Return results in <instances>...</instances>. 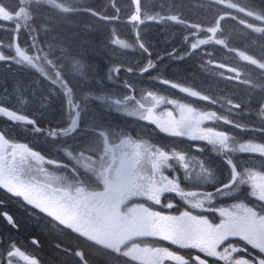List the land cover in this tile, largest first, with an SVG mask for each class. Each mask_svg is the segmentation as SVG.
Instances as JSON below:
<instances>
[{
  "label": "rangeland",
  "instance_id": "rangeland-1",
  "mask_svg": "<svg viewBox=\"0 0 264 264\" xmlns=\"http://www.w3.org/2000/svg\"><path fill=\"white\" fill-rule=\"evenodd\" d=\"M66 1L30 0L24 3L18 0L13 7L25 4L56 11L66 8ZM120 1L116 4L117 11L133 17L129 21L130 27L144 29L147 44L153 48L157 45L153 37L161 36L179 24L186 33L180 43L187 45L190 54L207 46L224 51L223 43L228 35L226 27L231 26L224 15L225 7L243 8L246 17L239 24L243 30L255 28L260 31L258 27H264L263 15L245 8L237 0H224V3L216 0L218 4L209 0H130L132 6L128 0ZM190 2H196L199 7L194 9ZM7 7L0 1V22L12 21L8 25L0 23V39L4 37L14 43L22 39L25 48L21 45L20 53L23 57L30 54V67H22L30 71L31 85L16 106L24 110L31 104L32 115H23L22 111L10 107L11 104L7 110L21 117L0 112V188L20 197L33 212L44 215L48 224L61 232L66 230L76 232L78 237L85 235L96 241L102 240L114 250L125 252V257H120L124 264H176L177 258L191 253L216 257L219 260L215 264H264V257L255 251L264 243L231 241L221 245L220 254L216 256L208 249L216 250L218 245L211 243L209 236L202 235L213 228L212 221L217 224L220 220V229L225 232L234 227L237 219L249 220L253 213L261 216L259 208L263 206L264 194L254 187V183L263 180L264 176L262 179L255 170L256 180L253 181L248 169L259 168L264 163V112L255 110V117L248 122L244 120L248 126L238 123V113L251 111V103L245 100L242 90L229 91L227 94L231 93L235 100L224 108L195 102L198 99L194 96L186 97L181 92H188V88L196 94L206 95L210 92L198 91V87L211 90L212 85L203 88L201 79L192 81L191 75L182 77L173 72L169 77L160 78L156 68H150L148 62L144 64L148 57L155 59V56L141 39L133 38L129 42L118 38V33L128 28L126 21L117 20L110 26L109 15L83 14L63 19L57 13L37 16L24 11L18 16L10 12L12 18L5 10ZM180 16L190 21H179ZM77 18L79 22L83 19L84 23L86 20L91 24L86 22L82 27L74 21ZM19 20L23 21L22 25L26 20L30 32L39 34L29 41L30 44L22 38L24 27L16 26ZM166 20H169L168 24L162 26ZM11 28L18 39L10 36ZM4 44L2 52H14V48H8L12 45ZM34 44L43 47L42 55L32 51ZM168 44L174 53H178L174 45ZM17 49L16 54L19 53ZM107 55L112 56L111 61ZM95 58H100V65ZM115 58L129 64L115 65L116 61H112ZM237 58L239 64L249 62L240 56ZM47 59L54 64L55 70ZM134 59L140 63L135 64V69H139L136 73L131 72L134 68L130 66ZM102 63L108 66L100 70ZM151 69L157 74L144 73ZM245 76V84H248L250 78ZM3 81L0 78L2 84ZM19 87L12 85L4 95L16 93ZM244 90L247 92L249 88L244 87ZM20 92H23L21 87ZM259 92L261 98L256 89L250 88L249 96L253 93L263 99L261 106L264 92ZM207 96V101L212 102L213 97ZM238 104H244L245 108H236ZM215 107L219 109V115L214 111ZM74 112L78 118L72 130L55 140L43 136L45 146L40 145V149L51 151L52 148L54 153L45 152L46 158L56 159L46 161L31 146L34 145L31 128L26 127V123H32L33 119L38 123L37 120L52 113L59 117L57 129L60 130L70 126ZM86 122L97 127L92 125L91 128ZM149 124L155 127L156 141L166 139L161 133L173 142L170 149H164L167 146L162 147L163 143L156 144L142 137L145 132H150ZM128 130H134L138 135L133 137ZM195 147L203 149L204 154ZM232 172L234 179L238 172L240 184L237 181L229 189H219L222 181L232 177ZM259 193L261 197H258ZM19 219L20 222L26 220L24 216ZM241 223L239 221L238 225ZM146 236L150 238L142 240ZM77 243L76 256L67 255L64 264H91L85 250L88 246L81 241ZM237 246L240 249L234 250ZM39 250L40 247L21 238L9 253L0 256V264H52L53 261L46 259ZM94 262L104 264L96 259ZM106 264L117 263L111 256Z\"/></svg>",
  "mask_w": 264,
  "mask_h": 264
},
{
  "label": "trees",
  "instance_id": "trees-1",
  "mask_svg": "<svg viewBox=\"0 0 264 264\" xmlns=\"http://www.w3.org/2000/svg\"><path fill=\"white\" fill-rule=\"evenodd\" d=\"M89 1V0H88ZM130 1V0H128ZM215 2L216 4H218V2L216 0H209L208 2ZM223 3L225 2L224 0H222ZM237 3L241 4L242 6H245V8H249L252 10H255L256 13H258L260 15V13L263 15L262 17H264V0H237ZM191 5L193 6L194 9H197V5L196 2H190ZM120 4V3H118ZM204 5V4H203ZM209 5V3L207 4ZM240 5V6H241ZM117 5H115L112 8L109 9H104L101 10L100 12H98L97 14H103V15H109L108 20L109 23L108 25L113 26L114 23L117 20H123L125 22V24H127L128 28L127 29H123V33L129 34V32H131V34H129L130 36H132L134 39H141V41L144 43V46L148 49V51L153 53V56H155V59L148 57L145 61L144 64L146 65V63H150L151 67L150 68H156L155 71L159 72L158 74H160V78H165V77H169L171 75H173L174 73L183 76L186 75H191L193 78L189 77L192 81H195V78L201 79L202 81V87H207V84L212 85L211 90H208L207 88L205 89H200L198 87V91H204V92H210V93H206L205 94H200L198 91V94L194 93L195 90H191L190 88H188V92L182 91L181 93L183 95H185L186 97L190 98V97H195L196 100L195 102H203V103H212L213 105L216 104L218 106V108L220 107H226L228 104H233L234 102V97L231 96L232 91H238V90H242L243 91V95L245 97V100H247V102L250 101V113L244 114L242 113H238L239 115V119H238V123H242L247 125L244 120L246 122H248L250 120L251 117H255L254 116V112L255 110L257 111H261L260 110V103L261 101L263 102V99H259L256 95H254L253 93L250 94L249 96V92H250V88L253 89L255 91V89L258 91V96L261 98L262 96L260 95L261 92L259 91H263L264 92V68L262 66H264V64H262L261 62L264 61V58L262 57V55H264V27L259 26L258 28L260 29L257 30L255 28H247L246 30H243V28L239 25L241 22V20H245V12L243 10L242 7L236 9H232L229 7H225V11H224V15H226V21L231 24L230 27H226L227 29V33L228 35L225 36L226 40L225 43H223L224 47V51H220L219 48L217 47H204L202 48V50H198L197 52H194L193 54H190L188 51V48L186 44L184 43H180L181 40L183 41L182 38L185 37L186 33L184 32V27L180 26L179 24H176V28L173 29H169V31H164L162 33V35L158 36V37H153L155 38V40L157 41V45L156 47H152L150 45L147 44V36L144 34V29H139L137 27H135L134 29H132L129 25V21L131 20V18L129 15L127 14H121L117 11ZM206 10L208 8H205ZM128 10H131V8L128 7ZM192 11V10H191ZM206 13V11H205ZM204 13V14H205ZM209 13V12H208ZM193 14V11H192ZM206 15V14H205ZM98 16V15H95ZM184 19L186 22H189L190 20H188L189 18H183L182 16H180V20ZM203 21V20H202ZM199 21V22H202ZM169 20H166L165 23L162 25L164 26L165 24H168ZM192 23H198V22H192ZM199 24V23H198ZM235 25H237L235 27ZM233 26V27H232ZM235 27V28H234ZM153 28V27H152ZM237 28H242V30H237ZM110 29V28H108ZM112 29V28H111ZM135 29H138V31H135ZM121 31V28H120ZM143 32V34L141 33ZM152 32V30H151ZM15 31H14V36H15ZM30 33L31 35L34 34V32H30V30H25V32H23V36L22 38H25V41L29 44V41L32 42L33 38L31 39L30 37ZM82 33V32H80ZM42 34V33H41ZM179 35H181L182 37H180ZM11 36V34H10ZM82 37H88L86 35H82ZM152 37V36H151ZM178 37V38H177ZM180 37V38H179ZM157 38V39H156ZM1 39H3V42L9 43L10 45H14L13 40L11 39H6L4 37H2ZM15 40L18 39V37L15 36L14 38ZM120 40H122L121 38H119ZM164 40H168V42H170L172 45H174V48H177L179 51L178 53H174V51H172V48L170 44H168V42L166 43ZM20 41V42H19ZM105 41V40H104ZM132 41V40H131ZM172 41H175L174 43H172ZM130 42V41H129ZM177 42V43H176ZM13 43V44H12ZM15 43H19L20 46L22 45V41L19 39L18 42ZM155 44V43H154ZM222 45V46H223ZM218 47H220L219 45H217ZM5 47H3L1 50H3ZM30 48V47H29ZM32 51L34 53H36L37 55L40 54L42 55V51H43V47L40 44H34L32 46ZM0 50V51H1ZM30 50V49H29ZM220 51V53H219ZM2 52V51H1ZM172 52V53H171ZM6 52L4 51V54ZM107 54V53H106ZM184 54V55H183ZM109 55V54H108ZM107 55V56H108ZM238 56L242 57L243 59H246L249 62H245L243 64H239L237 62L238 60ZM112 56H108L107 59H110L111 61ZM96 62L98 65H100V58H95ZM169 59H172L171 61ZM112 61H116L115 65H122L123 63H128L127 61H120L117 60L115 58V60L113 59ZM244 61V60H243ZM107 62V61H106ZM123 62V63H122ZM139 61L135 60L132 62V64H130V66L132 65L134 69H132V73H136L139 71V69H135L136 68V63H138ZM213 62H222L225 63L227 65H231L234 66L238 69H240L244 74L243 78L244 81L243 82H237V81H233L230 80L227 77V73L215 68L212 63ZM23 63V62H22ZM113 63V62H111ZM140 64V63H138ZM108 65L102 63V67L101 69L106 68ZM143 66V65H142ZM5 70H7V68H5ZM151 72H144L145 74H157L156 72L153 71V69H151ZM119 71H121V68L119 69ZM124 72L126 73L127 70L125 69ZM173 72V74H172ZM118 74V73H117ZM219 74H222V76H218ZM133 77H137V74H132ZM249 77L250 79H248V84H245L246 82V76ZM31 76H34V74H31ZM30 77V74H29ZM1 78L4 80L3 84H2V88L0 90L1 91H7L10 88H12V85H17L20 86L23 89V83H19V82H15L10 83L9 77H7V74H2ZM133 86L136 85V83L132 84ZM214 85V87H213ZM28 86V85H26ZM190 87V86H189ZM244 87L249 88V90L246 92L244 90ZM229 91H231L230 95L227 94ZM194 94V95H192ZM210 95V99L213 97L212 102L211 101H207L208 96ZM204 95V97L202 96ZM200 97H202L203 99H201ZM2 99V97L0 98ZM187 99V98H185ZM233 102V103H232ZM259 106V107H258ZM236 108H245L244 104H238L235 105ZM217 107L214 108V111H217V115H219V109ZM208 110L210 111V108H208ZM92 125H94V127H97L96 124H91V128ZM43 126V125H42ZM40 123H26V127L31 128V135L32 140L34 145L31 144V146H33L34 150L37 152H39V154L47 161V160H56V159H51V158H46L47 157V153L45 152H49V153H54L52 148L50 149L51 151H47L45 149H40V145H44V135H46L48 137V139L50 140H55L57 139L56 137H59L60 135H57L54 133V131L52 130H47V128L45 126L42 127ZM149 126V131H152L153 129V133L149 132L146 133L142 136L145 137L146 139H149L151 142H154L156 144H161L163 143V146H167V148L164 147V149H170V146L173 142H170V140H166L167 137L164 134L160 135L162 137H165L166 139H161L156 141L154 133H156L155 131V127L151 124L148 125ZM248 126V125H247ZM131 128V127H130ZM97 129V128H96ZM68 130H70L68 128ZM130 133L133 134V137H135L134 135H138V132L135 133L134 130H128ZM141 137V138H142ZM21 138V137H20ZM25 141V138H24ZM45 146V145H44ZM39 148V149H38ZM213 207V205L211 206ZM9 211V215L12 217L13 222L9 223L5 216V212ZM30 211H32L30 209V207L27 206V204L25 202H23V200H21L20 197H16L13 196L9 193H7L5 190H3L2 188H0V256L9 253V251L11 249H13L14 244L18 245L20 238H24V236H27L29 234H31V237H34L37 240V243H34L33 241L30 242V245L32 246H37L39 247L41 246H45V248H47L49 250V257H50V261L52 262V264H64V257L66 258L67 256L65 254H63V252H61V250H63L65 248V246H67V242H64V240H66V238L68 239L69 236H59V237H53L54 239H52V236L44 234L43 231H40V229L38 228L39 225H47V231H61V229L53 226V225H49L48 224V219L41 214H38L41 219L37 220L34 217H32L30 215ZM34 211V210H33ZM195 212H197L195 210ZM17 214V216H14ZM198 213V212H197ZM212 214V213H210ZM20 216H24L26 218V220H21V222L19 221ZM213 220H217L212 218ZM213 222V230L211 231V234H209V238H212V240L210 241L212 243V241L215 243L216 245L218 243L219 240V235L216 231V224L214 221ZM31 226L35 227L36 229L31 228ZM68 229V228H66ZM64 234L67 233L68 231L64 230ZM71 233V232H68ZM20 234V235H19ZM74 234V233H73ZM23 235V236H22ZM74 236L78 239H80V241H86L83 237H78L74 234ZM30 238V237H28ZM28 238H24V239H28ZM71 239V238H70ZM51 240L55 243V247L52 245ZM27 242V241H26ZM209 242V243H210ZM9 249V250H8ZM65 250V249H64ZM192 250V249H190ZM194 251V250H193ZM215 252V251H214ZM216 253V252H215ZM56 262V263H54Z\"/></svg>",
  "mask_w": 264,
  "mask_h": 264
},
{
  "label": "flooded vegetation",
  "instance_id": "flooded-vegetation-1",
  "mask_svg": "<svg viewBox=\"0 0 264 264\" xmlns=\"http://www.w3.org/2000/svg\"><path fill=\"white\" fill-rule=\"evenodd\" d=\"M46 11V13H50L48 12V10H50L51 8H43ZM26 19H30L31 21V18L26 16ZM30 44V42H29ZM3 48V47H2ZM1 48V43H0V50L2 49ZM4 52V51H3ZM3 52L0 51V67L2 66V70L4 71H0V78H1V75L2 74H7V77H9V80H10V83H15V82H19L20 84L23 83V92H26V89L30 86L28 85L26 82H30V77H29V74H30V71L29 70H26L24 67H26L27 69L30 67V54L28 55H24V56H27V57H23V56H19V58L22 60L23 58V63L21 62V65L20 66H16L20 71H15L13 69H10V66L9 64H13L12 60L10 59V63L7 64L6 63V57L7 58H10L9 56H6ZM26 62V63H24ZM47 62L48 64H50V66L52 67V64L51 62H49V60L47 59ZM22 65H24V67H22ZM5 68H7V70H5ZM53 68V67H52ZM54 69V68H53ZM55 70V69H54ZM243 75L242 74V77H241V81L240 82H243L244 81V78H243ZM61 76V75H60ZM59 76V77H60ZM64 82H66L64 80ZM28 85V86H26ZM2 100V99H0ZM10 107L14 108V109H18L17 106L15 105H10ZM31 104H28L24 110H20L23 112V115L25 116H31L32 113H31ZM200 154H204L203 152H201ZM260 167L257 168V167H254V168H247L248 171H250L252 173V176H253V181L256 180V176H255V173L254 171L256 170L260 175H262V179H263V176H264V163H261V165H259ZM237 175H238V172L236 174V179L233 180V178L235 177L233 172H232V177L230 179H226L224 181H222V184L220 185L219 189H229L230 186H232L235 182L238 181L237 179ZM251 175V174H249ZM248 175V176H249ZM252 176L250 177V179L252 178ZM246 178H248L247 176H245ZM238 184H240V182L238 181ZM254 187L256 189H260L263 191V194H264V179L261 180V179H258L255 181L254 183ZM238 187L240 188V185H238ZM261 193H259V196L258 197H261ZM255 198V197H254ZM261 203H263V206H260L259 210L261 212V216H256L254 213L251 215V217L249 218V220H241V219H237V221H235L234 223V227L231 229V230H225V232H223V230L221 231L220 229V226H221V221L219 220L220 222V225H219V222L217 221V224H216V228L218 226V230L216 229L218 235H219V240H218V243H217V247H218V250L220 249L221 245H225V244H228L231 239L232 242H235V241H239L241 243H248L249 241H252L256 244H261V243H264V198L261 199ZM241 218V217H239ZM244 219H246L244 217ZM239 221H241V226L238 225ZM212 228V227H211ZM210 228V230H211ZM234 229H235V232H234ZM208 230V232H204L202 235L203 237H206V236H209V234H211V231ZM76 236H78V234L76 232H73ZM73 233H65L64 232H61V231H54V232H51V231H47L45 230L44 234H47V235H51L52 236V239H54L53 237H59L62 235L63 236H69L68 239L66 238V240H64V242H67V246H65V250H61V252H63V254H65L66 256L67 255H70L72 253H76L79 249V245H75L73 244L71 241L73 239H76V237L74 236ZM81 235V234H79ZM83 236V235H81ZM210 237V236H209ZM71 238V239H70ZM83 238L86 240L84 241L83 240V243L86 244V246H88V250L85 249L88 253V259L90 260L91 264H96L97 262H94V260L96 259L97 261H102L104 264H106V262L108 261V258H111V256H113V260L118 264L119 261H120V264H124V262L121 261V258L122 256L125 257L126 253H120L119 250H114L113 248H109L110 246H108V244L106 243H103L102 240H93L89 237H85L83 236ZM150 237L146 236L144 237L142 240H145V239H148ZM154 238V236L152 237ZM90 240V241H89ZM141 240V239H140ZM241 249H244V250H247V248H244L241 246L240 243H236ZM234 247V250L235 249H240L239 247ZM262 247V248H260ZM258 248H253L257 253H259L262 257H264V246H260ZM217 251V249H216ZM194 254L192 255H187L186 258L189 259V262L187 263H184V264H195V263H191L192 262V258H193ZM218 260L216 257H214L211 261H215L218 263ZM176 264H181L179 262V259L177 258L176 259ZM213 264H215L213 262ZM220 264V263H219Z\"/></svg>",
  "mask_w": 264,
  "mask_h": 264
},
{
  "label": "bare ground",
  "instance_id": "bare-ground-1",
  "mask_svg": "<svg viewBox=\"0 0 264 264\" xmlns=\"http://www.w3.org/2000/svg\"><path fill=\"white\" fill-rule=\"evenodd\" d=\"M0 1H1V3L4 6L5 5H8L9 6L5 10H6V12H8V14H10L12 16V18H13V15L12 14H17V16H18V15L21 14L22 11H24L26 13L29 12V15H30V13H32V14H35L37 16L38 15H44V14L47 15V14L57 13L58 15H61V17L63 19L65 18V16L70 17V16H73V15H83V14L99 15L97 13L100 12L101 10L112 8L116 4H118V3L121 2L120 0H99L98 3H92V2H90L88 0L87 1H85V0H68V1H66V5H64V7H66V8L60 9V10H56V11H54L53 9H50V10H48V12H50V13H46L47 10H45V9H42V8H39V7H29V6H26L25 4H24V6L21 5L18 8L13 7L14 4H16L18 2V0H0ZM29 1L30 0H23L24 3H28ZM132 2L129 1V3L131 4V6L133 5ZM128 7H130V6H128ZM45 18L46 17L44 16L43 19H45ZM3 19H10V18H4L3 17ZM42 21H44V20H42ZM74 21L78 23L79 22V18L75 19ZM22 22H20V20H19L16 26L18 28L24 27L25 30H29V26H27L26 20L24 21V25H22ZM86 22L87 21L85 20V23H84L83 22V19H82V20H80L79 24L82 25V27H84V25H86ZM0 23L3 24V25H8V24L12 23V21L11 20H7L6 22H3V23L0 22ZM88 24H91V23H88ZM14 31L15 30L13 28H11L10 29V32H9L11 34V36H13V37H14ZM38 35L39 34H33V35H31V33H30L31 39L32 38L33 39L37 38ZM118 38H121L122 40H125V41H131L133 39L132 36H130L129 34H126V33H118ZM2 40L3 39H0V43L2 45L1 47H5V44H4V42ZM20 40L22 41V39H20ZM13 43H14V41H13ZM8 48H11V49L14 48V52L11 51L10 53L9 52L7 53L5 51L6 52L5 55H7V56L10 57V58H7L6 57V63L9 64L10 63V59H11L12 62H13V64H9L10 69H13V70L19 72L20 70L16 66H20L21 65V59L19 58V56H22V54L20 53L22 51L21 46H20L19 43H14V45H12V47L11 46H8ZM15 48H18L16 51H18L19 53H17V54L15 53ZM22 48H25V43H22ZM52 66L55 69L54 64ZM1 68H2V66L0 67V71H4ZM110 69H113V68H110ZM26 83L28 85H31V83L29 81L26 82ZM1 84L2 83L0 82V90L2 88V85ZM66 86L68 88V84L67 83H66ZM1 94L3 95V98H2V100H0V112H3L4 111L3 110L4 108L7 109L9 104L15 105V106L18 105L20 103V101H21V98L25 96V92H20V87L18 88V90H17L16 93L4 95L5 94L4 91H1L0 92V95ZM72 106H73L74 110L77 109V106L75 104L72 105ZM74 114H75L73 116L74 119L72 120L70 126H68V127L65 126L64 128H62L60 130L57 129V125L59 123V117L57 115H54V114L51 113L50 115L43 116V119L41 121H39L37 119L36 120L41 125L45 126L47 128V130L48 129L49 130H52V131H54L55 134L60 135V134H64L67 131H69L68 128L70 130H72L75 127L76 122H77L78 115H77V112L76 113L74 112ZM33 120L35 122V119H33ZM86 123L89 124V126H91V123H89V122H86ZM153 130L150 131V132L153 133L154 132ZM195 150H198L200 153L201 152H204L203 149H201L199 147H195ZM4 214L6 216L4 218H6V220L9 223H12L13 222L12 217L7 212H5ZM30 215L32 217H34L35 219H37V220H40L41 219V217L39 215H37L35 212H33V211H30ZM46 226L47 225L43 224V225H39L38 228L40 229V231L45 232V230H47ZM31 228L36 229L33 226H31ZM51 232H54V231H51ZM31 236H32L31 234H29L27 236H24V238L30 237L28 239H25V241H27V242L33 241L34 243H37V240L34 237H31ZM78 241H80V239L76 238V239H73L71 242L73 244H75V245H79L77 243ZM51 242H52V245L55 247V243L52 240H51ZM81 242H83V241H81ZM39 247H40V250L39 251L42 252L44 256H46L45 257L46 259L50 260L49 250L47 248H45V246H41L40 245ZM76 253H72V255L73 256H76Z\"/></svg>",
  "mask_w": 264,
  "mask_h": 264
},
{
  "label": "water",
  "instance_id": "water-1",
  "mask_svg": "<svg viewBox=\"0 0 264 264\" xmlns=\"http://www.w3.org/2000/svg\"><path fill=\"white\" fill-rule=\"evenodd\" d=\"M213 66L215 68H218L224 72H227L228 74H231L232 76H229L231 79L235 80V81H240V78L239 76L242 74L240 70H238L237 68L233 67V66H230V65H227V64H224V63H221V62H214L213 63ZM233 75H236V76H233ZM3 109V108H2ZM4 111L10 113L11 115L13 116H16V117H21L19 114L11 111V110H7V109H3ZM181 262H186V259L185 258H181L180 259ZM195 261L199 264H210L206 259H204L203 257L201 256H196L195 257Z\"/></svg>",
  "mask_w": 264,
  "mask_h": 264
},
{
  "label": "clouds",
  "instance_id": "clouds-1",
  "mask_svg": "<svg viewBox=\"0 0 264 264\" xmlns=\"http://www.w3.org/2000/svg\"><path fill=\"white\" fill-rule=\"evenodd\" d=\"M216 28L219 29V22H217V24H216ZM261 63L264 64V61H262ZM260 110H261L262 112H264V104H262V105L260 106Z\"/></svg>",
  "mask_w": 264,
  "mask_h": 264
}]
</instances>
